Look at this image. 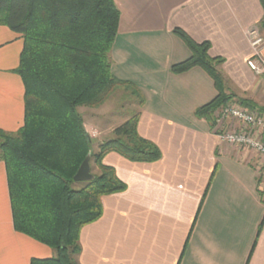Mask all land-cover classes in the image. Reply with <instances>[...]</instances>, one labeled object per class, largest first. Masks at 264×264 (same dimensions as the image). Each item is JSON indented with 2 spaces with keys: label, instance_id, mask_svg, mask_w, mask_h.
I'll return each mask as SVG.
<instances>
[{
  "label": "crops",
  "instance_id": "1",
  "mask_svg": "<svg viewBox=\"0 0 264 264\" xmlns=\"http://www.w3.org/2000/svg\"><path fill=\"white\" fill-rule=\"evenodd\" d=\"M114 2L121 16L112 72L141 91L138 132L163 157L150 164L117 153L104 158L127 189L103 197L102 217L82 228L79 264H264V166L250 149L221 142L196 116L218 94L211 76L200 67L172 72L191 56L174 34L179 28L224 60L218 70L228 94L264 107V81L247 61L248 33L260 29L264 16L260 0ZM23 45L22 35L0 25V130L6 133L24 125L25 87L14 71ZM7 181L1 160L0 264L52 258L50 247L16 232Z\"/></svg>",
  "mask_w": 264,
  "mask_h": 264
},
{
  "label": "trees",
  "instance_id": "2",
  "mask_svg": "<svg viewBox=\"0 0 264 264\" xmlns=\"http://www.w3.org/2000/svg\"><path fill=\"white\" fill-rule=\"evenodd\" d=\"M260 2L264 10V0ZM120 16L114 0H0V25L24 40L14 70L25 87L24 125L13 133L0 130V161L6 165L14 228L55 255L30 264H79L82 228L102 217L103 197L127 189L115 169L103 163L109 153L149 164L163 157L154 142L140 136L139 115L115 128V138L93 151L79 111L102 106L119 89L144 102L133 82L112 72L110 54ZM259 24L264 36V16ZM174 34L191 56L173 65L172 72L200 67L214 81L217 96L196 111L214 129L216 112L234 100L218 70L224 60L209 55L207 41L197 43L179 28ZM240 104L264 117V107L249 100ZM89 155L99 173L76 189L83 182L73 179Z\"/></svg>",
  "mask_w": 264,
  "mask_h": 264
},
{
  "label": "built area",
  "instance_id": "3",
  "mask_svg": "<svg viewBox=\"0 0 264 264\" xmlns=\"http://www.w3.org/2000/svg\"><path fill=\"white\" fill-rule=\"evenodd\" d=\"M248 35L252 49L248 66L264 81V36L258 28ZM216 116L214 130L220 141L235 148L250 149L259 156L264 166V117L245 107L233 105L223 107Z\"/></svg>",
  "mask_w": 264,
  "mask_h": 264
},
{
  "label": "rangeland",
  "instance_id": "4",
  "mask_svg": "<svg viewBox=\"0 0 264 264\" xmlns=\"http://www.w3.org/2000/svg\"><path fill=\"white\" fill-rule=\"evenodd\" d=\"M243 100L244 99H234L226 106L233 105L236 107H243L240 104V101ZM138 105L139 101L137 96L133 95V93H131L130 91L119 89L115 91L102 106L93 109L84 107L79 109L80 113L83 116L82 118L85 119L86 123L89 121L92 126H85V130H87L91 138H94L92 142L93 149L95 151L98 150L99 144L103 143L100 141L105 142L115 138V135L113 133L114 128L119 127L127 118L135 115L139 107ZM249 111L251 110L249 109ZM217 113L218 111L215 114L216 118ZM90 167L92 169V173H99V170L97 169V167H95V165H92ZM84 183L85 182L78 184L77 187L75 186L76 189L78 187H82Z\"/></svg>",
  "mask_w": 264,
  "mask_h": 264
},
{
  "label": "water",
  "instance_id": "5",
  "mask_svg": "<svg viewBox=\"0 0 264 264\" xmlns=\"http://www.w3.org/2000/svg\"><path fill=\"white\" fill-rule=\"evenodd\" d=\"M90 155L85 159L83 164L80 166L77 174L74 177V181L76 182H89L92 180L93 174L91 169V163H90Z\"/></svg>",
  "mask_w": 264,
  "mask_h": 264
}]
</instances>
